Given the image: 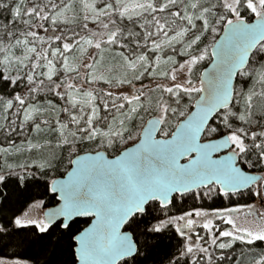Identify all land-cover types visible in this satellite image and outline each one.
<instances>
[{
  "label": "snow or ice",
  "instance_id": "obj_1",
  "mask_svg": "<svg viewBox=\"0 0 264 264\" xmlns=\"http://www.w3.org/2000/svg\"><path fill=\"white\" fill-rule=\"evenodd\" d=\"M0 10V185L30 191L48 177L0 234L60 232L71 264H141L162 236L175 244L161 264H264V0ZM245 190L259 207L233 200ZM214 198L227 203L204 205ZM78 217L91 222L81 230ZM238 243L248 253L226 255Z\"/></svg>",
  "mask_w": 264,
  "mask_h": 264
},
{
  "label": "trees",
  "instance_id": "obj_2",
  "mask_svg": "<svg viewBox=\"0 0 264 264\" xmlns=\"http://www.w3.org/2000/svg\"><path fill=\"white\" fill-rule=\"evenodd\" d=\"M10 19V16H5L3 10H0V22L7 23ZM3 84L0 83V94H2ZM12 87L8 88V92H12ZM20 90V89H17ZM13 139L16 140L17 144H20L23 140V134L20 136H14ZM0 145L7 146V141L4 139L3 133H0ZM87 147H94L89 145ZM27 158L26 155L16 156L9 159V163L12 162H23ZM3 165V159L0 158V166ZM67 166V160H64V164L59 166L58 171L56 172L55 177L63 175L64 167ZM10 180H15V177H10ZM48 177L37 176L36 180L38 183L34 184L30 191H18L15 188H3L0 185V188H3L5 195L8 196L7 204H4L3 199L0 198V223H3L6 218H14V214H19L21 210H25L27 205L31 203V197L37 193L43 191V185L47 183ZM26 187V186H22ZM49 193V197H51ZM252 195L250 192L243 193L234 197L233 200L237 201L239 198L240 202H249L252 200ZM45 198V197H37ZM245 200V201H241ZM192 201H188V206L192 205ZM209 203V204H208ZM227 201H221L219 198H214L213 200H208L206 207H220L223 204H226ZM51 206V205H48ZM78 223L76 227L79 229L84 228L89 220L78 218L76 219ZM11 228V225H9ZM18 233L20 230H16ZM31 231H25L19 235H6L0 234V255H6L9 258H22L27 259L31 264H71V254L68 249V239L66 236L61 235L60 232H56L52 236L47 234L32 235ZM175 244L174 239H170L168 236H162L156 243V246L152 248L151 254L147 259L141 258V264H161L164 261L166 253L172 248ZM261 249H264V243L257 242L254 247V251L259 252ZM243 251L245 254L248 253V247L240 245L239 243L235 246L234 251L228 250L226 255L231 254L233 258H236L237 254ZM242 264L250 263L252 257L245 255L240 257ZM224 264H229L227 260L224 261Z\"/></svg>",
  "mask_w": 264,
  "mask_h": 264
},
{
  "label": "rangeland",
  "instance_id": "obj_3",
  "mask_svg": "<svg viewBox=\"0 0 264 264\" xmlns=\"http://www.w3.org/2000/svg\"><path fill=\"white\" fill-rule=\"evenodd\" d=\"M57 2H58V0H57ZM40 34L44 35L42 30H40ZM145 83H147V81H145ZM251 198H252V200L249 201V202H253V200H255V202L257 203V206L259 207V198L258 197H253V196ZM241 201H245V200H241ZM207 202H208V200H205L203 203L206 204ZM239 203H245V202H239ZM25 210H26V208H25ZM222 264H224V262H222ZM248 264H250V263H248Z\"/></svg>",
  "mask_w": 264,
  "mask_h": 264
},
{
  "label": "water",
  "instance_id": "obj_4",
  "mask_svg": "<svg viewBox=\"0 0 264 264\" xmlns=\"http://www.w3.org/2000/svg\"><path fill=\"white\" fill-rule=\"evenodd\" d=\"M81 154H83V152H82ZM109 158H111V157H109ZM65 176H66V173H64V174L61 175V176H57V177H55V178L63 179V178H65ZM245 191H246V190H245ZM51 206H53V205H51ZM51 206H49V207H51ZM78 218H82V219H87V220H89L88 224L91 222V219H90V218H84V217H78ZM78 218H76V219H78ZM88 224H87L85 227H87ZM81 230H82V229H81Z\"/></svg>",
  "mask_w": 264,
  "mask_h": 264
},
{
  "label": "flooded vegetation",
  "instance_id": "obj_5",
  "mask_svg": "<svg viewBox=\"0 0 264 264\" xmlns=\"http://www.w3.org/2000/svg\"><path fill=\"white\" fill-rule=\"evenodd\" d=\"M246 192H248V191H247V190H246V191H244V193H246ZM238 197H239V195H238ZM237 201H238V202H240L239 198L237 199ZM48 207H49V206H48Z\"/></svg>",
  "mask_w": 264,
  "mask_h": 264
}]
</instances>
